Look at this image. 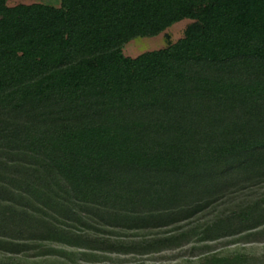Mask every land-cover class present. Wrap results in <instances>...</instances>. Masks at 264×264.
Segmentation results:
<instances>
[{
  "label": "trees",
  "instance_id": "1",
  "mask_svg": "<svg viewBox=\"0 0 264 264\" xmlns=\"http://www.w3.org/2000/svg\"><path fill=\"white\" fill-rule=\"evenodd\" d=\"M9 1L0 264L264 239V0ZM187 18L174 41L166 30ZM161 33L164 47L125 55L131 40Z\"/></svg>",
  "mask_w": 264,
  "mask_h": 264
},
{
  "label": "rangeland",
  "instance_id": "2",
  "mask_svg": "<svg viewBox=\"0 0 264 264\" xmlns=\"http://www.w3.org/2000/svg\"><path fill=\"white\" fill-rule=\"evenodd\" d=\"M22 2H42L53 4L55 6H59L61 4V0H10L9 4L16 5ZM190 21L191 20L188 18L178 21L166 31L172 35L174 41H177L183 36V30ZM164 33L157 36L137 37L125 44L123 51L127 56L136 57L144 52L160 49L166 45ZM261 192L264 193V189H262ZM225 206L226 204L219 206V208ZM211 216V214H208L205 218H211ZM195 223L196 222H192L187 226H194ZM246 235H248V232L219 238L217 240L204 241L200 240L198 237H194L189 243H186L178 248L166 249L149 254H124L95 251L97 256L91 258V260L87 261L79 259L77 262L69 264H198L202 257L211 253L231 257L242 254L249 259H261L264 255V239L261 238L257 241H248V239L251 238ZM54 245L58 247H65L69 250L80 251V249L74 247ZM30 259V261H32V259L36 258ZM41 259L45 260L44 264H51L52 261L54 262L55 260L56 261L54 263L59 264V262L63 261L64 258L58 259L55 257H42Z\"/></svg>",
  "mask_w": 264,
  "mask_h": 264
}]
</instances>
